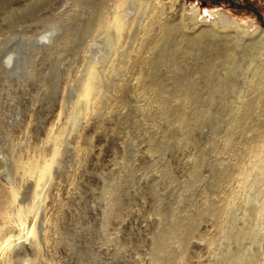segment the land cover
<instances>
[{
  "label": "bare ground",
  "instance_id": "6f19581e",
  "mask_svg": "<svg viewBox=\"0 0 264 264\" xmlns=\"http://www.w3.org/2000/svg\"><path fill=\"white\" fill-rule=\"evenodd\" d=\"M43 1L30 14L37 20L53 12L62 13L55 7L57 0ZM7 2L0 0V11ZM63 5V12L69 17L77 12L83 14L79 25L86 34L93 32L91 39L96 43L84 56V69L71 83V89L61 98L52 90L48 92L53 95L49 98L50 108L59 105L54 118L45 125L44 114L39 112L41 123L35 133L29 130L31 121L26 122L19 146L13 147L12 152L6 151L5 142L10 136L17 139L15 130L8 127L22 121L19 107L16 114L6 115V121L0 120V177L5 180L0 185V264H59L53 253L59 244L54 235L58 220L49 211V203L65 161L72 155L80 161L86 155L81 139L87 126L95 124L102 114L123 115L134 99L141 110H154L168 126L177 124L186 141V132L201 116L236 112L232 129L224 133L225 144L234 147L235 160L223 163L224 170L218 178L230 193L226 199L207 198L205 206L194 210L188 222L177 219L181 222L171 227L160 225L153 240L156 254L151 263L175 264L170 244L185 257L200 221L209 216L222 229L238 204H245V217L251 220L252 216L254 223L225 229L224 237L230 241L240 235L236 240L242 237L245 240L240 241L249 240L251 246L228 245L221 261L264 264V25L251 31L252 23L236 18L234 10L201 0H64ZM15 17L11 20L13 25L27 21L26 16ZM67 30L74 28L68 26ZM58 37L52 33L44 36L39 48L26 41L24 46L32 49L29 64L35 65L42 49L52 46ZM7 44L8 40L0 37V54L7 50ZM238 55L248 56L250 61L240 79L233 70ZM1 57L0 79L15 80L16 58L9 55L2 62ZM30 65L24 79L34 76V66ZM185 68L189 69L187 74ZM223 68L226 72L221 71ZM16 81L21 87H28V81ZM254 115V120L246 121ZM245 122L249 123V134L246 132L244 141H236L234 128ZM27 138L35 141L26 143ZM199 164L200 157L196 156L194 177ZM232 169L234 174H230ZM252 193L255 199H251ZM205 240L210 246L215 242L212 235Z\"/></svg>",
  "mask_w": 264,
  "mask_h": 264
},
{
  "label": "rangeland",
  "instance_id": "374dc122",
  "mask_svg": "<svg viewBox=\"0 0 264 264\" xmlns=\"http://www.w3.org/2000/svg\"><path fill=\"white\" fill-rule=\"evenodd\" d=\"M62 1L57 0L55 6L57 12L62 13L46 14L38 20L30 14L45 3L43 0H8L6 7L0 11V37L8 40L7 50L0 54L1 60L5 62L9 55H13L18 65L13 75L15 80L7 78L4 82L0 79V120L6 121L7 114H16L17 107L22 116V121L12 128L8 127L15 130L17 139L12 140L11 136L6 139L7 152L19 146L26 122L31 121L29 130L36 132L42 117L39 112L44 114L45 125L54 118L59 105L50 108L49 98L53 95L48 92L52 90L58 98L68 92L84 69V56L96 43L93 32L87 31V35L80 26L83 14L77 12L74 17L65 15ZM235 1L240 5L234 6L224 0H206L207 4L233 8L236 18L252 23L251 31L262 26L257 14L247 6H255L264 17V0ZM46 12L44 10L43 13ZM21 15L26 16V22L11 24L15 16ZM68 26H72L74 31L67 30ZM51 33L59 35L58 39L52 41V46L44 47L35 65H30L32 49L24 44L29 40L39 48L43 46L42 38ZM237 60L233 70L240 79L244 77L250 61L248 56L243 55H238ZM29 65L34 66L31 70L34 76L24 79ZM221 71L226 72V69ZM184 72L187 74L189 69L185 68ZM18 79L22 83L28 81V87L18 85ZM131 101V106L124 110L123 115L107 116L104 113L95 124L87 126L81 139L86 155L80 161L73 155L68 156L60 172L49 203V211L58 220V232L54 235L59 244L53 253L59 264H152L156 254L153 240L160 225L171 227L181 222L177 219L188 222L194 210L205 206L207 198L226 199L230 193L225 185L219 184L218 178L223 173V163L235 160L234 147L225 144L224 133L232 129L236 112L227 110L201 116L202 120L186 132L189 134L186 141L183 129L177 124L168 126L157 112L141 110L137 99ZM254 116L246 121L250 123L256 118ZM249 123L242 125L245 128H234L236 141L245 140L244 137L249 134ZM28 141L33 143L35 138H27L26 143ZM196 156L200 157V164L194 177L192 172ZM234 172L230 170V174ZM3 181L0 177V185ZM251 199H255L253 193ZM244 205L238 204L228 221L232 225L227 222L222 229L209 216L200 221L185 257L177 246L170 244L174 263L223 264L221 255L228 245L233 248L238 243L251 246L249 240L245 241L247 244L241 242L245 240H241L242 237L236 240L240 235L233 236L230 241L224 237L225 229L254 223L252 216L251 220L245 217ZM211 235L215 240L212 246L205 240ZM257 246L260 247L259 244ZM252 248H255L254 245Z\"/></svg>",
  "mask_w": 264,
  "mask_h": 264
},
{
  "label": "water",
  "instance_id": "95a60500",
  "mask_svg": "<svg viewBox=\"0 0 264 264\" xmlns=\"http://www.w3.org/2000/svg\"><path fill=\"white\" fill-rule=\"evenodd\" d=\"M247 8H249L250 10L254 11L258 18L260 19L261 21V24L264 25V17L262 15V13H260L255 7H253L252 5H248Z\"/></svg>",
  "mask_w": 264,
  "mask_h": 264
},
{
  "label": "flooded vegetation",
  "instance_id": "af4514ba",
  "mask_svg": "<svg viewBox=\"0 0 264 264\" xmlns=\"http://www.w3.org/2000/svg\"><path fill=\"white\" fill-rule=\"evenodd\" d=\"M203 3H206L207 4V2H206V0H201ZM214 2H217V1H220V0H213ZM224 1H228L231 5H234V6H238V5H240L237 1H235V0H224ZM209 5H211V4H209ZM242 5H244V4H242ZM251 5V4H250ZM253 6V5H252ZM253 7H255V6H253ZM256 8V7H255ZM231 10H233V8H230ZM257 9V8H256ZM258 10V9H257ZM259 11V10H258ZM254 12V11H253ZM260 12V11H259Z\"/></svg>",
  "mask_w": 264,
  "mask_h": 264
}]
</instances>
